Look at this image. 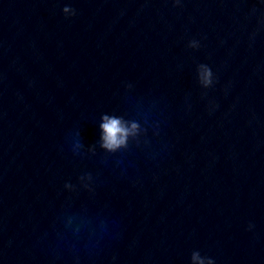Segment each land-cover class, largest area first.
Segmentation results:
<instances>
[{"label":"water","instance_id":"obj_1","mask_svg":"<svg viewBox=\"0 0 264 264\" xmlns=\"http://www.w3.org/2000/svg\"><path fill=\"white\" fill-rule=\"evenodd\" d=\"M0 264H264V0H0Z\"/></svg>","mask_w":264,"mask_h":264},{"label":"clouds","instance_id":"obj_2","mask_svg":"<svg viewBox=\"0 0 264 264\" xmlns=\"http://www.w3.org/2000/svg\"><path fill=\"white\" fill-rule=\"evenodd\" d=\"M63 12L67 16L69 13L74 15V10L69 7H65ZM192 47H195V42L192 43ZM203 71L201 73V81L205 87L210 86L213 83L212 76L213 73L209 67L201 66ZM103 123L101 124V128L103 130V147L108 149L109 151H115L121 146L125 145L126 138L129 135V131L123 126L120 119L115 117H102ZM137 127V125L133 124V130Z\"/></svg>","mask_w":264,"mask_h":264}]
</instances>
